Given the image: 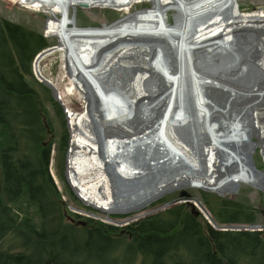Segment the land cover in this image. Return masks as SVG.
<instances>
[{"label":"bare ground","instance_id":"6f19581e","mask_svg":"<svg viewBox=\"0 0 264 264\" xmlns=\"http://www.w3.org/2000/svg\"><path fill=\"white\" fill-rule=\"evenodd\" d=\"M6 1L34 6L50 14L45 28L57 38L58 49L52 53L43 50L35 57L36 73L51 84L46 78L49 76L43 75L45 62L61 52L64 67L58 68L56 62L51 67L54 73L64 70L67 76L58 77L57 83L69 86L70 79H75L69 93L63 90L61 95L79 97V103L68 106L74 109H68L73 112L68 116L72 139L66 169L82 200L100 210L126 213L132 208L129 204L136 202L131 201V196H138L142 189L148 192L143 196L145 202H152L168 190L191 183L222 194L236 187L228 175L233 173V162L243 165V154L239 153L233 161V107L241 110L239 103H248L254 90L263 91L249 121L260 143L249 142V138L240 142L249 144L251 152L256 144L264 145V86L243 87L245 96L233 100V67L239 62L241 66L248 63V71L264 72V11L237 14V0H145L151 8L138 14L130 11L138 0ZM77 4L90 8L113 5L121 10L127 7L128 12L106 28L79 31L72 28L76 15L70 21L63 10L73 7L76 11ZM213 12L215 19L210 17ZM59 15L62 16L57 19ZM255 45H261L262 51H257ZM233 53L240 58L234 64ZM205 57L212 63L202 66ZM226 58L232 61L227 62ZM190 64L200 75V104L207 109L214 143L207 137L205 117L198 116L191 96L187 76ZM158 69L167 71L175 82L183 76L188 89L184 90L182 109L177 106L176 88L169 92ZM90 80L105 90L106 100L99 97ZM225 84L230 89L221 86ZM115 99L119 109L112 114L108 112L109 104H114ZM79 109L82 110L74 112ZM175 113H180L181 130L176 134H181L184 125H191L193 129L186 132L192 134L190 139L196 136V146L187 135L179 141L169 135L167 130ZM241 127L236 130L245 136ZM165 135L170 136V141L163 142ZM237 137L240 139L239 134ZM184 142L191 148H184ZM159 143L163 151L157 147ZM202 144L208 148L206 152ZM208 153L211 156L207 166L203 161ZM246 159L248 163V154ZM196 163L202 165V172H196ZM125 204L128 207H123Z\"/></svg>","mask_w":264,"mask_h":264},{"label":"trees","instance_id":"16d2710c","mask_svg":"<svg viewBox=\"0 0 264 264\" xmlns=\"http://www.w3.org/2000/svg\"><path fill=\"white\" fill-rule=\"evenodd\" d=\"M47 47L41 33L0 17V264H264V231L215 230L185 204L122 227L69 211L49 170L54 150L63 177L62 111L55 102L47 108L49 91L30 79ZM198 198L218 224L257 222L245 197Z\"/></svg>","mask_w":264,"mask_h":264},{"label":"rangeland","instance_id":"374dc122","mask_svg":"<svg viewBox=\"0 0 264 264\" xmlns=\"http://www.w3.org/2000/svg\"><path fill=\"white\" fill-rule=\"evenodd\" d=\"M136 2L133 4L132 8L130 9L131 13L133 14H138L139 12L148 11L151 8V3L148 1L138 0ZM237 2H238L237 3L238 7H240L238 8V10L236 9L237 14L246 15V14H254V13H263L264 11V0H237ZM126 8L124 10H121L119 8L113 7V5L90 8L87 5L80 6V4L79 5L77 4L76 11H74L73 7H69V9L67 10L64 8L63 10L65 11L64 13L66 14V17L70 18V21L71 19H73L74 15H76L75 24L72 25V28H75L76 30H79V31H86V30L94 31V30H100V29L106 28L107 26L120 21L126 15V12H128ZM36 9L37 8L34 6L33 8H31L30 6H25L16 1L14 2V4H12L10 2H7L6 0H0V17L1 18L9 22H12V23L20 24L26 29H30L35 32L41 33L46 38L47 42L49 43V47H47L45 51L47 50V51H50L51 53L56 52L54 50L58 49L57 48V38L53 36L52 34H50L49 31L45 28L46 23L50 17V14L46 12L44 9L41 11L36 10ZM215 13L216 12H213L210 17L215 19ZM79 14H82V16L86 18L87 20L86 24H83V25L81 24L79 20ZM60 16L62 15H59L57 19H59ZM108 16L110 17L108 18ZM169 17L171 19L173 18V14L171 12L169 13ZM181 46L184 47V44H181ZM226 47H229V44H227ZM255 47L257 48V51H262L263 49L261 45H257V46L255 45ZM239 59H240L239 54L236 55L235 53H233V64ZM34 60L31 65L32 77H30V79L34 82L33 83L34 87L38 90H42L43 89L42 86H43L49 91V96L47 98H50V101L49 99L46 101L47 108L52 104V102H55L62 111V119H61L62 125L61 124L60 125L61 127L63 126L66 132V137H67V146H66L67 149H66V153L64 157V165H63V171H62L63 177H60L58 175V172L56 173L54 169V157H53L55 153L54 150L52 152V160L50 163L49 170H50V175L54 182V185L57 191L62 194V200L68 205L67 208L69 211L76 213L79 216L101 221L104 224L122 227V226H127L133 222H137L142 218L150 217L154 214L162 212L173 205L175 206V205L185 204L186 206L185 208L187 209V212L196 216L200 213H198V210H199L198 206L193 201L192 198L199 200L198 198L199 193L205 192V193H212L220 198H226V199H232V200L245 197L246 199H248L249 203L258 211L257 222L254 225H258L259 229H261L262 232L264 231V152L262 151V148L264 147V145L262 143L260 145L256 144L255 149L252 150L251 152V148L249 144L244 145L243 143V141L248 140V138H249V142L252 141L253 143H260V138L256 132H252L250 125H249V121L251 119L250 113L252 109L256 107L255 104L258 101H260L263 97V93H262L263 91L254 90V94L252 96L253 98L248 99L250 100L248 103L246 104L239 103L238 106L241 107V110L237 111L235 107H233V128H235V130L233 131V135L231 136V140H233V151L232 152L230 151V152L233 153V161L235 160V156L236 158H238L239 153L243 154V157H242L243 165H238L235 162H233V173H230V175H228V180L233 179V183L235 182L236 184V187L233 190H229L225 192L224 194H222L218 192V190L208 189L198 184L191 183V184H188L187 186L185 185L180 188H174L172 190H168L162 193L161 195H159L154 200H152V202H145V198L143 196L144 194L146 195L145 193L146 190L142 189L138 191L140 193L138 194V196L136 197L133 195L131 196L132 197L131 201H136V202L129 204L132 207L130 212H126V213H123L120 211L119 212L118 211L109 212L107 210H100L99 208H95L94 206L90 205L86 201L82 200L77 195L76 190L72 186V181L68 178V175H67V169H66L67 155L70 150V140L72 139V134L70 133V128H69L70 121L68 119V116L70 113L73 112V111H68V109H71V110L74 109L73 107L68 108V106L69 105L75 106L77 103H79V97L76 98L70 95V96L63 98L62 95H63V90H65L66 93H69L68 91L70 90L69 87H71L72 81L75 79H70L71 85L69 86L67 84L57 83L58 77L67 76L64 70H63L64 72L62 71L61 74H58L56 72L54 73L53 68L51 67V65L55 62L57 63L58 68L61 69L62 67H64V64L62 63L64 62V60H63V56L61 52H57L56 54L49 56V59L45 62V65H46L45 73L43 75L45 77L49 76L46 78H48L52 82L51 84L49 81L43 80L40 77V75L36 73V71L34 70ZM226 60L227 62L232 61L229 58H226ZM205 62H210L209 64H211L212 60L209 59L208 57H205V61L202 62L203 64L202 66H204ZM248 66H250L248 63L243 64L241 66V63L239 62L238 66L233 67V100L238 98V96L239 97L245 96L244 89L241 90L243 87L246 88L251 85L254 87L257 84L264 86V72H261L256 69H250L248 71ZM212 68H214V65L212 66ZM160 72H161V77H163V79L169 85V92H171L174 88H176L177 106H179V108L182 109L184 90L188 89L183 80V76L179 77V79L176 81L177 82L176 84L175 81L170 79V76L166 73L167 71L165 72L164 70H160ZM188 73L189 74L187 76L189 79V89L191 90V96H193V99H194L196 112L198 116L203 115V118L205 117V121H203L204 126H205V132L207 133V137H209L210 142L214 143L215 137H214V134L211 132L210 121H208L207 119V114H208L207 109L200 104V98H201L200 89H199L200 75L198 71L196 70V68L192 66L191 64L189 65ZM139 75L135 74L136 77ZM86 76L89 77L88 74H86ZM90 82L95 88V90L97 91V94L99 95V97L102 98L103 100H106L105 90L101 88L99 89L100 84L95 80H90ZM221 86L226 89H230V87L227 84H225V86L223 85ZM254 88H257V87L255 86ZM77 95L79 96L80 94L77 93ZM116 105H119V101L117 99L114 100V104L113 103L109 104L108 112L115 114V110L119 109V107ZM81 110L82 109H79L78 111H74V112H80ZM180 113L179 114L175 113L176 117L175 119L172 120L167 130L169 131V135L171 136V138H174L178 141L180 139L183 140L185 135H187L190 139V135L192 136V134L190 132L189 133L187 132H188V129L189 130L193 129L191 125L189 126L184 125V129H182L181 134L179 135L176 134L177 130L181 131L179 130L180 125L178 122ZM52 116H53V112L50 108V117ZM235 123H237L238 126H236ZM181 124H184V123H181ZM241 125H242L241 130L243 131L244 134H246L245 136H242L241 133L240 132L238 133V130H236ZM55 126L56 125L54 124V127ZM54 127H52L51 132L54 130ZM237 134L240 135V139H237L238 138ZM163 137L165 138L163 142H165L166 139L169 141L171 139L166 135ZM167 140L166 142H168ZM240 140H243V141L240 142ZM189 142H192V145L196 146V136L194 135V137H191ZM186 143L184 142L183 147L186 149L191 148V146L186 145ZM165 146H167V143L165 144ZM186 146H188V148ZM157 147L163 151V148L160 143L158 144ZM201 148H203L205 152L208 149L203 144L201 145ZM172 150L174 151L175 149H172ZM224 154L230 157L229 154L225 152ZM247 154H248V163L246 159ZM171 155L173 156V153H171ZM210 156L211 155L208 153L207 156H205V160L203 161V163L207 166L209 165L208 160L210 159ZM138 159L140 160V158ZM200 166L202 165L196 163V167H197L196 172H202ZM171 175L173 174L171 173ZM65 185L68 187L70 192H72L73 195L78 199V201H74L73 198H70L66 195L65 190H64ZM123 207H128V205L125 204ZM207 211L209 212L208 209ZM201 217L207 222V220L202 215ZM218 225L225 226L224 230H228V231L247 230V229L239 228V227L249 226L246 224H230V225L218 224ZM220 229H223V228H220ZM215 230H218V229H215ZM248 230L257 231L258 228H250Z\"/></svg>","mask_w":264,"mask_h":264},{"label":"water","instance_id":"95a60500","mask_svg":"<svg viewBox=\"0 0 264 264\" xmlns=\"http://www.w3.org/2000/svg\"><path fill=\"white\" fill-rule=\"evenodd\" d=\"M194 201L196 202L197 206H198V213H200L206 220L207 222L212 226L213 229H218V230H224L225 226L222 225H218L217 222L212 218V216L209 214V212L207 211V209L203 206V204H201V202L195 198ZM176 202V201H174ZM223 228V229H220ZM239 228H244V229H250V228H258L257 231H261V229H259L258 225H252V226H241Z\"/></svg>","mask_w":264,"mask_h":264}]
</instances>
